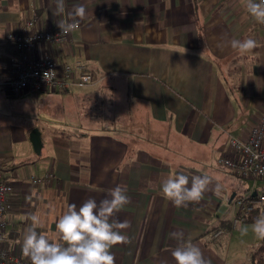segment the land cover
Returning <instances> with one entry per match:
<instances>
[{
    "label": "crops",
    "instance_id": "obj_1",
    "mask_svg": "<svg viewBox=\"0 0 264 264\" xmlns=\"http://www.w3.org/2000/svg\"><path fill=\"white\" fill-rule=\"evenodd\" d=\"M78 5L86 9L80 27L65 43H40L36 51L61 64L80 62L91 84L39 92L57 97L38 113L13 102L27 92L0 90V179L11 183L3 247L26 258L27 217L39 215L37 231L54 240L70 204L79 208L90 197L99 204L119 186L130 203L113 219L130 226L120 230L128 242L110 250L115 264H176L172 252L181 242L173 232L210 264H262L264 240L249 238L254 220L231 227L239 210L231 200L250 188L237 190L224 170L234 173L217 159L227 154L228 137H243L264 112V24L240 0H65L60 16L53 14L55 0H0V80L13 56L5 32L21 29L31 15L36 26L56 28ZM248 38L259 45L250 53L228 46ZM34 126L40 154L27 138ZM45 172L52 175L46 184L29 182ZM175 173L190 181L207 175L210 190L178 208L161 191Z\"/></svg>",
    "mask_w": 264,
    "mask_h": 264
},
{
    "label": "clouds",
    "instance_id": "obj_2",
    "mask_svg": "<svg viewBox=\"0 0 264 264\" xmlns=\"http://www.w3.org/2000/svg\"><path fill=\"white\" fill-rule=\"evenodd\" d=\"M55 3L53 14H64L65 0H55ZM240 4L256 22L264 24V0H240ZM85 15L83 5L74 6V11L68 13L70 22L61 20L57 22V27L68 35L79 27V21ZM228 46L240 55H245L259 45L255 39L248 38L243 41L232 39ZM211 184L212 178L207 175L193 176L190 181L187 175L175 173L162 182L161 191L174 206L187 207L189 203H199L210 190ZM214 191L219 195L221 186L216 184ZM109 195L110 199H103L99 204L91 197L79 208L70 204L56 223L57 236L54 240L37 231L43 226L39 215L27 217L31 224L23 238V256L29 258L31 264H115V257L110 250L117 244L128 242L127 236L121 234L120 230L130 225L127 220L121 222L113 218L130 203V199L126 190L119 186ZM248 230L247 227L240 228L242 235L247 234ZM251 231L257 239L264 240V215L255 219ZM171 235L181 242L172 252L176 264H210L191 241L183 242L182 232H173Z\"/></svg>",
    "mask_w": 264,
    "mask_h": 264
},
{
    "label": "built area",
    "instance_id": "obj_3",
    "mask_svg": "<svg viewBox=\"0 0 264 264\" xmlns=\"http://www.w3.org/2000/svg\"><path fill=\"white\" fill-rule=\"evenodd\" d=\"M36 19V16L31 15L26 18L21 29L4 33L3 38L8 43L13 56L8 58V69L0 80V90H6L15 97L24 91L54 93L67 91L71 85H90L94 77L83 70L84 66L80 62L61 64L48 53L37 54L36 49L40 43L62 44L68 39L69 34H63L58 27L48 30L38 27ZM227 143V154L219 153L218 165H222L239 177L250 178L253 184L258 177H264V112H261L259 119L248 128V132L243 137L231 135ZM51 177L50 172H45L42 176L33 174L29 182L32 185H42ZM10 192L11 183L0 179V264H31L30 259L20 258L2 245L5 239L4 212ZM231 201L232 205H237L239 208L232 216L231 227H234L236 223L243 221L242 214L248 210H264V191L254 194L250 188L243 195H235ZM222 232L217 229L214 234L218 236Z\"/></svg>",
    "mask_w": 264,
    "mask_h": 264
},
{
    "label": "rangeland",
    "instance_id": "obj_4",
    "mask_svg": "<svg viewBox=\"0 0 264 264\" xmlns=\"http://www.w3.org/2000/svg\"><path fill=\"white\" fill-rule=\"evenodd\" d=\"M55 95H51L49 93L33 94L32 92H30V94L28 93L26 95L21 94L19 97L15 98L13 102L15 103V105L25 104L26 110L23 106V112L25 113H27L28 109H29L28 113H30V111L34 113L35 112L38 113L39 110L41 111L44 108V105L49 104V103L50 105H53V103L55 102V98L57 97ZM224 171L226 173L225 175H227V178H229L232 181L237 182V190H242L244 187L245 188L247 187V188L256 189L257 191H264V177H258L257 179H255L256 181L253 184V180H251L250 178H247V177L242 178V177H239L238 175L227 173L226 170ZM249 238L252 240L254 239V241H257V238L253 232L251 233ZM235 243L237 246H240V243H238V241H235Z\"/></svg>",
    "mask_w": 264,
    "mask_h": 264
},
{
    "label": "water",
    "instance_id": "obj_5",
    "mask_svg": "<svg viewBox=\"0 0 264 264\" xmlns=\"http://www.w3.org/2000/svg\"><path fill=\"white\" fill-rule=\"evenodd\" d=\"M39 129L37 126H34L31 128V130L28 132L27 134V138L30 141V145L31 148L33 149V151H35L36 153L40 154V148L42 146V139L40 138V133H39ZM256 192H254L255 194Z\"/></svg>",
    "mask_w": 264,
    "mask_h": 264
},
{
    "label": "trees",
    "instance_id": "obj_6",
    "mask_svg": "<svg viewBox=\"0 0 264 264\" xmlns=\"http://www.w3.org/2000/svg\"><path fill=\"white\" fill-rule=\"evenodd\" d=\"M95 105V108H98L99 107V102L97 103V102H95L94 103ZM86 111H87V109H86ZM98 111V110H97ZM87 113L89 114V112L87 111ZM96 113H98V114H100V112L98 111V112H96ZM112 127H114V129H115V126H113L112 125ZM113 129V128H112ZM259 211H260V209H252V210H248L246 213H243L242 214V217L244 218L243 219V221H247V220H254L255 221V219L257 218L254 214H257V213H259ZM261 211H263L262 209H261ZM261 263L262 264H264V258L263 259H261Z\"/></svg>",
    "mask_w": 264,
    "mask_h": 264
}]
</instances>
